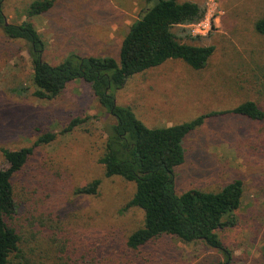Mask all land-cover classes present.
<instances>
[{"label":"rangeland","instance_id":"rangeland-1","mask_svg":"<svg viewBox=\"0 0 264 264\" xmlns=\"http://www.w3.org/2000/svg\"><path fill=\"white\" fill-rule=\"evenodd\" d=\"M33 0H5L8 22L31 23L45 43L43 57L57 63L70 53L117 57L129 25L150 3L145 0H54L43 14L29 16ZM198 4L204 15L216 6L212 29L193 35L186 25L177 36L212 45L207 65L194 70L170 59L132 76L115 93L147 126H168L232 108L250 99L264 110V35L254 29L264 0H178ZM26 45L0 33V169H8L4 149L31 148L13 173L16 203L12 224L20 237L11 264H264V120L233 114L212 117L183 141L185 163L175 170L176 190H218L243 181L235 223L217 231L229 260L202 242L162 236L137 249L126 241L140 227L143 212L123 209L135 185L104 175L99 162L113 119L97 103L90 86L74 80L52 98L32 92ZM86 118L68 132L71 119ZM45 133L55 135L38 142ZM100 179L96 194L78 193Z\"/></svg>","mask_w":264,"mask_h":264},{"label":"trees","instance_id":"trees-1","mask_svg":"<svg viewBox=\"0 0 264 264\" xmlns=\"http://www.w3.org/2000/svg\"><path fill=\"white\" fill-rule=\"evenodd\" d=\"M53 1L33 0L27 14H43L52 7ZM145 1L150 5L129 25L116 58L73 52L57 63L47 62L43 57L45 43L36 28L27 21H7L5 0H0V33L8 40L26 45L35 97L52 98L71 81L82 80L113 119L107 128L99 162L106 177L119 176L135 185L134 193L123 209L139 208L143 212V221L127 238L130 248L137 249L168 235L185 243L202 242L229 260L231 252L217 231L234 225V211L241 204L243 181L232 179L218 190L177 192L175 170L186 161L184 139L207 119L233 114L262 121L264 110L255 101L246 99L232 108L206 112L188 121L149 127L130 106L119 104L116 91L135 74L170 59L181 60L192 69L200 70L207 65L214 51L212 45L185 42L173 31L175 26L200 18L202 9L198 4L178 0ZM254 29L264 35V12L255 20ZM85 120L71 119L62 132L72 130ZM54 138V134L45 133L38 142L47 143ZM30 152L29 147L3 150L9 167L0 169V264H11L19 251L20 237L12 224L16 210L12 175L22 168ZM99 184L100 179L95 178L77 192L96 194Z\"/></svg>","mask_w":264,"mask_h":264},{"label":"built area","instance_id":"built-area-1","mask_svg":"<svg viewBox=\"0 0 264 264\" xmlns=\"http://www.w3.org/2000/svg\"><path fill=\"white\" fill-rule=\"evenodd\" d=\"M215 5H209L206 8L204 15L196 21L186 24L193 35L204 36L212 29L213 21H215Z\"/></svg>","mask_w":264,"mask_h":264}]
</instances>
